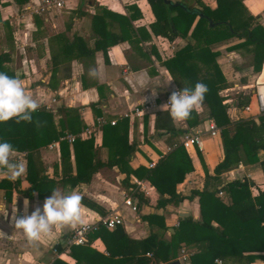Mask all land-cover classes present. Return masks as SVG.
Listing matches in <instances>:
<instances>
[{"label":"crops","instance_id":"obj_1","mask_svg":"<svg viewBox=\"0 0 264 264\" xmlns=\"http://www.w3.org/2000/svg\"><path fill=\"white\" fill-rule=\"evenodd\" d=\"M30 1L0 0V52L8 54L9 57L5 65L21 80L25 91L40 107L48 105L50 109L47 110L52 113L61 106L77 109L82 124L80 130L94 123L99 117L106 120L107 123L101 126L98 132L77 139L81 141L89 138L93 150L92 162L99 161L104 164L96 169L88 182L71 185L67 175H63L61 171L59 136L58 140H52L39 147L34 153V162L42 181L30 190V184L35 180L34 172H31L29 179L26 177V153L14 150L11 158L24 163L26 171L16 180L0 176V204H3L7 211V215L0 214V231L5 233V237H0V264H45L51 260L64 264H117L125 242L117 240L115 236L105 234L106 239H103L100 234L88 237L89 234L100 228L109 233L118 226L127 237L143 239L148 235L150 227L140 216L154 213L163 216L166 230L162 239L168 241L177 226L178 217L199 219L196 196L191 200L183 199L176 204L166 203L157 207L156 191L133 170L139 166L153 167L160 157L179 144L184 132L197 129L201 132V147L185 149L192 169L175 185V192L185 196L190 194L191 190H202L204 169L208 174H212V168L222 154L218 133L210 136L204 131L206 119L211 117L207 103L197 105L193 116L184 121L174 120L169 114V109H161L167 91L173 87L183 90L185 85L175 69L170 72L164 62L186 43H194V39L189 35L194 22L185 37L177 33L168 39L152 34L149 24L154 21V16L147 0H95L96 4L92 0H86V3L70 0L65 8L53 14L31 13L26 9ZM200 1L210 9L216 6L215 0ZM130 4L135 5L138 17L130 20L127 30L120 35L117 21L121 18L117 14H131L132 10L128 8ZM191 7L200 9L198 1L195 0ZM236 10L242 18L250 15L254 18V24L264 28V0H239ZM74 11L78 16H72ZM175 11L172 10L171 15L175 14ZM94 15H102L105 23L99 21L93 31L91 22ZM105 25L108 30L118 33L121 39L106 47L104 51L101 46L104 41H100L99 35L105 32ZM57 35L68 41L78 38L81 46L78 51L82 52L77 54L75 50L73 55L68 56L60 53L53 39ZM242 40L231 37L212 43L208 48L217 53L214 60L223 76V85L219 88L218 95L222 98L221 103L228 118L231 121L251 119L257 123L260 114L255 113L253 99L255 83L264 77V59L259 70L254 71L251 66L252 45L230 48ZM94 45L99 46L91 54ZM51 56L62 60L58 65V85L55 90L46 85ZM197 66L203 69L199 62ZM90 70H95L96 75L91 76ZM241 96L248 97L246 104L240 103ZM52 98L54 102L51 101ZM245 106L249 107L248 111L244 110ZM135 110L140 113L136 114ZM159 114H168L174 133L154 126ZM60 115L58 112L53 114L55 123ZM110 120L115 121L113 125L120 120H126V137L117 135L118 130H110V126H113L108 123ZM123 141L126 146H134L129 158L119 164L106 165L105 162L110 160L115 152L120 151L119 145ZM68 148L70 174L74 175L75 160L71 147ZM85 152V149H80L77 153L81 157ZM220 178L218 188L234 179L244 178L248 181L252 196L258 191H264V176L258 162L249 164L242 160L223 172ZM135 181H139L141 186L135 188ZM133 188L141 191L143 197L147 198V201L137 204V197L132 196L135 210L122 202L123 194L130 193L129 190ZM52 190H59L63 194L77 191L82 195L81 215L84 223L97 221L110 213L118 214L122 222L112 229L98 227L87 235V241L81 245L66 246L65 239L73 230L71 226H53L48 236L42 234L39 241L29 244L23 231L14 228L12 217L31 214L38 206L42 208L44 200L52 195ZM218 196L223 197L224 193ZM25 199L29 201L27 210L24 207ZM83 200L92 202L96 208L88 207ZM106 246L113 256H109ZM70 247L73 248V253H68ZM180 248L194 251L183 245ZM180 248L176 251L174 259L179 257ZM209 250L210 254L215 256L213 261L216 263L215 259H219L217 255L220 254L221 247L212 244ZM147 253L150 255V252L145 254ZM180 264H190V261ZM250 264H264V261L255 259Z\"/></svg>","mask_w":264,"mask_h":264},{"label":"trees","instance_id":"obj_2","mask_svg":"<svg viewBox=\"0 0 264 264\" xmlns=\"http://www.w3.org/2000/svg\"><path fill=\"white\" fill-rule=\"evenodd\" d=\"M195 1H198L200 9L191 11L193 8L185 4H182L185 7L182 8L178 5L166 4L163 0H147L154 16V21L149 24V28L152 34L171 39L177 33L185 37L194 22L189 34L194 39V43H186L177 49L164 64L170 72L175 69L184 80L186 88H194L197 82L207 85L208 91L203 102L207 103L209 113L219 128L218 137L222 154L214 164L212 174H208L204 169L202 190H191L190 194L185 196L175 192V185L182 181L184 175L192 169L190 159L181 145L176 144L170 152L160 157L153 167L139 166L133 170L156 191L155 205L157 207L164 206L166 203L176 204L183 199L191 200L193 196H196L199 219L178 217L177 226L168 241L162 239V234L166 230L164 218L154 213L140 216L150 227L148 235L143 239L127 237L118 226L109 233L100 228L89 234L88 237L100 234L103 239H106L104 236L106 234L125 242L117 258L119 262L117 264H164L176 257V251L181 245L194 249V253L189 258L190 264H216L213 261L215 256H212L209 250L212 244L221 247V252L217 255L218 264H250L255 259L264 261V191H258L252 196L248 189V181L244 178L234 179L218 188L221 183L220 175L242 160L249 164L258 162L264 176V113L258 116L257 123L251 119L231 121L228 118L225 107L221 103L222 98L218 95V90L223 85V76L214 60L217 53L208 48L212 43L231 37L242 38V42L230 48L252 45L251 66L254 71H258L264 59V28L254 24V18L250 15H245L243 18L240 16L239 11L236 10L239 0H215L216 6L212 9L200 0ZM128 8H131V14L127 16L117 14L121 18L117 21L120 35L127 30L130 20L138 17L135 5L130 4ZM172 10H176L173 15H171ZM198 13L202 15L199 16ZM72 16L76 17L78 13L74 11ZM207 19L210 20V25ZM99 21L102 24L105 23L102 15L92 17L93 31L96 30ZM104 28L105 32L99 37L100 41H104L101 46L105 51L106 47L117 43L121 38L118 33L108 30L107 25ZM53 39L56 41L57 50L62 54L73 55L75 50L77 54L82 52L78 51L81 49L78 38L68 41L61 35H57ZM98 46L94 45L90 53L92 54ZM50 59L51 67L46 85L49 89L55 90L58 85L56 77L58 65L62 60L54 56ZM8 61V54L0 52V72L14 76L13 71L5 65ZM197 62L203 65L202 70L197 66ZM247 102L248 97L241 96L240 103ZM56 112L61 115L55 123L53 114ZM56 112L52 113L41 106L32 113L31 122L16 123L13 118L0 123V142L7 141L13 145L15 151L26 153V177L29 179L32 171L35 175V180H32L30 184V190L42 181L33 157L36 150L52 140H58L63 132L75 133L82 127L77 109L61 106ZM193 113L192 111L191 116ZM170 120L168 114H159L154 126L161 127L172 134L174 131ZM126 127V120H120L110 126V130H118L117 135L122 134L126 137ZM119 146L120 151L115 152L113 157L105 162L106 165L126 161L134 149L133 145L126 146L125 141ZM68 147H71L75 160L74 175L70 174ZM80 149L86 151L81 157L77 153ZM59 150L61 171L63 175H67L71 185L88 182L96 169L104 164L99 161L92 162L93 150L89 138L81 141L76 139L70 146L65 140H59ZM218 190L224 193L223 197L217 195ZM131 195L137 197V204L147 201L141 191L135 190ZM83 202L88 207L96 208L90 201L83 200ZM71 248L68 253H73ZM106 251L109 256H113L107 246ZM146 252H150V255L147 256ZM106 259L110 261L109 257ZM55 261L57 260H54L53 264H64L60 261L54 263Z\"/></svg>","mask_w":264,"mask_h":264},{"label":"clouds","instance_id":"obj_3","mask_svg":"<svg viewBox=\"0 0 264 264\" xmlns=\"http://www.w3.org/2000/svg\"><path fill=\"white\" fill-rule=\"evenodd\" d=\"M89 74L95 76V70H90ZM258 89L264 92V80L258 81ZM207 91V85L202 82H197L191 89L184 87L183 90L173 91L168 103L162 105L161 109L170 106L169 114L174 120H187L194 108L202 104ZM39 107V103L25 91L18 77L0 72V123L13 118L16 123L31 122L32 113ZM13 151L11 143L0 142V176L9 180L18 179L26 171L24 163L11 158ZM82 199V195L77 191L63 194L59 190H52V195L44 200L42 208L38 206L31 214L23 216L13 215L12 224L15 229L23 231L29 244H34L40 240L42 234L48 236L53 226L75 228L77 225H83ZM28 206L29 201L25 199V210ZM0 214L7 215L3 204H0ZM0 237H5L3 231H0Z\"/></svg>","mask_w":264,"mask_h":264},{"label":"built area","instance_id":"obj_4","mask_svg":"<svg viewBox=\"0 0 264 264\" xmlns=\"http://www.w3.org/2000/svg\"><path fill=\"white\" fill-rule=\"evenodd\" d=\"M69 1L70 0H31L29 4L26 6V9L34 14H50V13L53 14L65 8L67 2ZM177 90L179 89L173 87L167 91L166 96L163 99L164 105L168 103L171 93ZM51 101L54 102L55 101L54 98H52ZM253 105L256 114H261L264 112V92L259 91L257 82L255 83ZM48 107H49L48 105L44 106V108L50 109ZM165 108L169 109L170 106H165ZM244 110L248 111L249 107L245 106ZM135 113L139 114L140 111L135 110ZM105 123H107V121L99 117L95 120L94 123L85 126L80 131H77L75 133H68V132L62 133L60 135L59 140H65L67 143H72L76 139L84 138L94 134L95 132H98L101 126H103ZM108 123L113 125L115 121L110 120ZM204 131L208 132L210 136L217 135L218 127L216 126L212 117L206 119V127ZM200 133L201 132L197 129H191L184 132L180 138L179 145H181L184 149H191L194 146L200 148L202 143ZM151 165L152 163L149 164V166ZM134 184H135V188L141 186V183L139 181H135ZM135 188L130 189L129 190L130 193L128 194L124 193L122 199V202L125 205L130 206L132 210H135V205L132 202L131 194L136 190ZM221 193L222 192L218 191V195H221ZM121 222L122 220L118 214L110 213L108 215L99 218L97 221L84 223L83 225H77L75 228H73L70 236H68L65 239L66 246L84 244L87 241V235L90 232L95 231L98 227L102 226L106 229H112ZM52 252L55 253L54 248H52ZM193 253H194L193 250H186L185 248H180L179 257L177 259L180 263H187L190 256ZM147 255L149 256V253H147ZM215 262L219 263V259H215ZM45 264H53V260Z\"/></svg>","mask_w":264,"mask_h":264},{"label":"water","instance_id":"obj_5","mask_svg":"<svg viewBox=\"0 0 264 264\" xmlns=\"http://www.w3.org/2000/svg\"><path fill=\"white\" fill-rule=\"evenodd\" d=\"M163 2L166 3V4H170V5H172V6H176V5H178V6L182 7V8H185V7L182 5V3H181V2H178V1L170 2V0H163ZM191 11H196V10H195V9H192ZM191 11H190V12H191ZM198 15L200 16V15H202V14L198 13ZM207 20H208L209 25H210V24H211V23H210V20H209V19H207ZM164 264H180V262H179L177 259H174V260H171V261L166 262V263H164Z\"/></svg>","mask_w":264,"mask_h":264},{"label":"rangeland","instance_id":"obj_6","mask_svg":"<svg viewBox=\"0 0 264 264\" xmlns=\"http://www.w3.org/2000/svg\"><path fill=\"white\" fill-rule=\"evenodd\" d=\"M77 1V0H76ZM81 1H84L85 3H86V0H81ZM128 1V0H127ZM173 2L175 1V0H172ZM185 2L184 4H189V6H191L192 4H193V0H179L178 2ZM92 2L93 3H95L96 4V2H95V0H92ZM62 10V9H61ZM20 65V64H19Z\"/></svg>","mask_w":264,"mask_h":264},{"label":"bare ground","instance_id":"obj_7","mask_svg":"<svg viewBox=\"0 0 264 264\" xmlns=\"http://www.w3.org/2000/svg\"><path fill=\"white\" fill-rule=\"evenodd\" d=\"M263 78H264V77H262V79H263ZM262 79H261V80H262Z\"/></svg>","mask_w":264,"mask_h":264},{"label":"flooded vegetation","instance_id":"obj_8","mask_svg":"<svg viewBox=\"0 0 264 264\" xmlns=\"http://www.w3.org/2000/svg\"><path fill=\"white\" fill-rule=\"evenodd\" d=\"M170 2H173V1L170 0Z\"/></svg>","mask_w":264,"mask_h":264}]
</instances>
